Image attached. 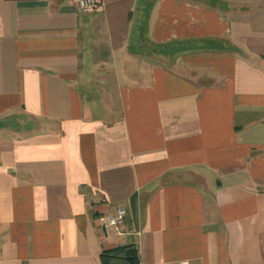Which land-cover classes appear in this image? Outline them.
<instances>
[{
    "label": "crops",
    "instance_id": "obj_1",
    "mask_svg": "<svg viewBox=\"0 0 264 264\" xmlns=\"http://www.w3.org/2000/svg\"><path fill=\"white\" fill-rule=\"evenodd\" d=\"M100 1L0 0V264H264V0Z\"/></svg>",
    "mask_w": 264,
    "mask_h": 264
},
{
    "label": "built area",
    "instance_id": "obj_2",
    "mask_svg": "<svg viewBox=\"0 0 264 264\" xmlns=\"http://www.w3.org/2000/svg\"><path fill=\"white\" fill-rule=\"evenodd\" d=\"M79 9L83 11H94L100 5V0H71ZM126 209L123 206H117L114 210L102 214L98 217L100 233L103 237L110 238L113 234L123 236L127 231L125 228ZM164 264V263H150ZM177 264H195L187 259H182Z\"/></svg>",
    "mask_w": 264,
    "mask_h": 264
},
{
    "label": "trees",
    "instance_id": "obj_3",
    "mask_svg": "<svg viewBox=\"0 0 264 264\" xmlns=\"http://www.w3.org/2000/svg\"><path fill=\"white\" fill-rule=\"evenodd\" d=\"M102 264H138V254L133 244L105 248L101 252Z\"/></svg>",
    "mask_w": 264,
    "mask_h": 264
},
{
    "label": "rangeland",
    "instance_id": "obj_4",
    "mask_svg": "<svg viewBox=\"0 0 264 264\" xmlns=\"http://www.w3.org/2000/svg\"><path fill=\"white\" fill-rule=\"evenodd\" d=\"M177 49H179V47L177 46V47H173V48H171V49H168V50H165L166 52H176L177 51Z\"/></svg>",
    "mask_w": 264,
    "mask_h": 264
}]
</instances>
